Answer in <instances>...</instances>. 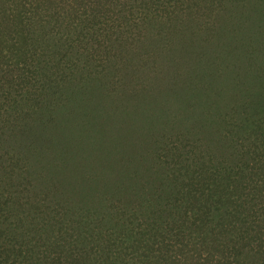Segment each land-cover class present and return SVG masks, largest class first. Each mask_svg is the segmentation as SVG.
<instances>
[{
	"label": "trees",
	"instance_id": "trees-1",
	"mask_svg": "<svg viewBox=\"0 0 264 264\" xmlns=\"http://www.w3.org/2000/svg\"><path fill=\"white\" fill-rule=\"evenodd\" d=\"M0 264H264V0H0Z\"/></svg>",
	"mask_w": 264,
	"mask_h": 264
}]
</instances>
